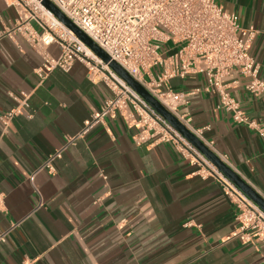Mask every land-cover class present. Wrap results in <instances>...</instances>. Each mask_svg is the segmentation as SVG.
Masks as SVG:
<instances>
[{
	"label": "crops",
	"instance_id": "0c3cea01",
	"mask_svg": "<svg viewBox=\"0 0 264 264\" xmlns=\"http://www.w3.org/2000/svg\"><path fill=\"white\" fill-rule=\"evenodd\" d=\"M241 28L257 30L250 54L264 80V0H214ZM16 12L0 0V30ZM57 58V44L47 48ZM40 54L21 37L0 39V117L29 94L28 119L16 116L6 132L0 121V264H264V243H242L237 209L212 177L201 178L170 144L133 142L137 130L120 117L46 158L77 136L109 95L75 63L69 72L40 78ZM247 117L264 128V97L246 91L235 70L225 80ZM176 92H200L181 108L213 142L224 162L264 199V135L233 122L217 96L202 89L204 75L174 78Z\"/></svg>",
	"mask_w": 264,
	"mask_h": 264
},
{
	"label": "built area",
	"instance_id": "2783aa9c",
	"mask_svg": "<svg viewBox=\"0 0 264 264\" xmlns=\"http://www.w3.org/2000/svg\"><path fill=\"white\" fill-rule=\"evenodd\" d=\"M1 1L13 8L17 16L11 26L0 30V39L19 36L35 49L42 58L41 66L35 71L40 78L57 69L69 72L79 63L86 68L90 82L103 83L109 92L100 110L84 122L77 136L68 138L62 149L46 158L38 171L54 173L53 162L61 158L68 145L103 124L106 117L120 116L136 128L133 136L136 145L170 144L197 168L201 178H215L236 206L235 237L244 244L264 243V211L66 28L41 0ZM49 1L223 162L213 142L203 138V130L192 126L190 114L181 112L189 98L200 90L176 92L170 88V80L204 75L206 86L202 90L218 97L219 107L231 115L233 122L264 135V128L247 117L225 82L236 70L248 79L245 88L249 94L264 97L260 66L250 54L258 32L253 27L241 28L235 15L223 10L214 0ZM52 44L59 46L57 58L47 51ZM10 96L17 105L0 117L4 133L14 117H32L27 110L29 94ZM3 204L4 196L0 193V210ZM7 234L0 232V243L5 242Z\"/></svg>",
	"mask_w": 264,
	"mask_h": 264
},
{
	"label": "water",
	"instance_id": "95a60500",
	"mask_svg": "<svg viewBox=\"0 0 264 264\" xmlns=\"http://www.w3.org/2000/svg\"><path fill=\"white\" fill-rule=\"evenodd\" d=\"M45 8L78 39L87 45L96 56L121 78L143 99H145L162 117H164L177 131H179L190 143H192L219 171H221L232 183H234L243 193H245L254 203L264 211V199L247 184L236 172L227 166L216 154L203 145L194 135H192L174 116H172L160 103H158L143 87L135 82L116 62L99 48L84 32L78 29L60 10L49 0H41Z\"/></svg>",
	"mask_w": 264,
	"mask_h": 264
},
{
	"label": "rangeland",
	"instance_id": "374dc122",
	"mask_svg": "<svg viewBox=\"0 0 264 264\" xmlns=\"http://www.w3.org/2000/svg\"><path fill=\"white\" fill-rule=\"evenodd\" d=\"M38 29V28H37Z\"/></svg>",
	"mask_w": 264,
	"mask_h": 264
}]
</instances>
